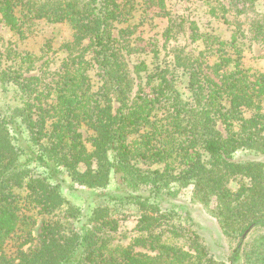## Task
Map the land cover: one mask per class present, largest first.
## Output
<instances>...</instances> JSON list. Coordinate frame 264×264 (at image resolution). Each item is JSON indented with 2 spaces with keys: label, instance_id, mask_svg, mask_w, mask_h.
Segmentation results:
<instances>
[{
  "label": "trees",
  "instance_id": "trees-1",
  "mask_svg": "<svg viewBox=\"0 0 264 264\" xmlns=\"http://www.w3.org/2000/svg\"><path fill=\"white\" fill-rule=\"evenodd\" d=\"M259 1L205 0L224 39L167 0H0L18 39L38 21L72 31L54 69L47 52L0 47V264H227L176 200L190 186L191 203H215L229 264H264V233L247 239L264 229V72L243 64L264 14L237 19ZM160 17L164 42L146 43L152 64L169 61L152 71L131 57ZM82 188L81 203L68 197ZM125 205L138 234L113 244Z\"/></svg>",
  "mask_w": 264,
  "mask_h": 264
},
{
  "label": "rangeland",
  "instance_id": "rangeland-1",
  "mask_svg": "<svg viewBox=\"0 0 264 264\" xmlns=\"http://www.w3.org/2000/svg\"><path fill=\"white\" fill-rule=\"evenodd\" d=\"M224 1L228 2V0ZM167 2L168 7L173 13L184 14L190 19L197 20L202 31L212 30L222 38L229 39L231 27L225 24L223 21L216 20L209 16L207 11L208 4L205 2V0H167ZM262 14H264V0H260L257 3V6L254 8V12L243 14L241 16L237 15V19H240V21L243 23V27H247L249 26L250 19L252 17ZM232 17L233 16L230 14V18ZM139 18V14H137L134 22H138ZM166 26L167 18L161 17L154 20L148 19L144 24L140 25L138 29V35L143 36L145 40V51L131 57L134 62H137L140 59H145L149 63L152 71L156 65H164L168 63L169 59L168 56L165 55L166 51L162 50L160 58L154 59V63L152 64L151 61H153V53L150 51L149 45L146 43L147 41H151L155 44L157 42L159 46L162 45L165 40L163 37V32ZM31 31L32 33H30L26 39H18L16 36H14L10 29L0 21V47L5 51L7 47L14 45L19 50H25L39 56L44 55L47 52L48 55H45V58L51 57L53 60L50 68H56L64 56L61 46L72 37V31L70 27L67 24L62 23H48L46 21H38L32 25ZM183 41L184 40L180 38V42L183 43ZM187 43L189 44V49L195 51L196 45L191 43L189 38ZM249 44L250 45L245 51L243 57L244 66L246 68L252 69L254 72H264V43L252 41ZM45 58L41 59L38 64L42 65ZM95 79H97V77ZM179 86L182 89L184 87L181 83ZM259 158H264V155L259 156ZM233 186L235 187L234 183ZM88 192L89 191L86 188H82L78 192L67 191V195L73 201L81 203L86 195H88ZM191 194L192 187L190 186L181 190L176 200L192 208V215L198 224L195 227L204 236L208 246L211 249V252H213L218 259L229 264L228 256L231 252V245H229L227 239L221 233L216 219L212 217V214L209 211L215 207V203L212 202L209 208H204L202 205L197 203L193 204L190 200ZM125 206L126 207L121 210H126L125 213L127 217H125V219H120L119 229L114 233L113 244L127 245L131 239H133L138 234L136 227L138 212L135 209V206ZM119 207L120 206L117 208ZM40 227L41 220L39 217L38 223L34 228L35 234L40 232ZM260 233H264V229L260 228L252 231L247 239H252L256 234ZM182 242L183 239H181V243ZM136 249L140 251H149L148 249L141 246L136 247ZM238 264H242L241 261H239Z\"/></svg>",
  "mask_w": 264,
  "mask_h": 264
}]
</instances>
